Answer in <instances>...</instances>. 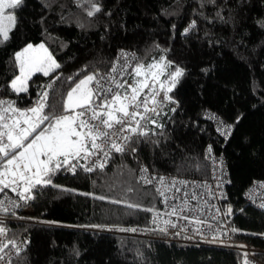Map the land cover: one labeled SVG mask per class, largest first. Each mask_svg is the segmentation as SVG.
Returning <instances> with one entry per match:
<instances>
[{
	"label": "trees",
	"instance_id": "obj_1",
	"mask_svg": "<svg viewBox=\"0 0 264 264\" xmlns=\"http://www.w3.org/2000/svg\"><path fill=\"white\" fill-rule=\"evenodd\" d=\"M93 2L101 9L93 16L83 0H24L10 10L17 24L0 44V100L26 110L46 87L45 113L64 114L67 92L85 75L110 70L120 49L137 52L145 66L164 56L185 74L169 93L175 102L167 103L163 128L136 138L135 154L112 153L105 168L92 172L61 168L51 185L34 189L18 217L0 214L7 240L30 237L12 264H245L241 249L163 239L153 223L161 200L139 181L143 165L207 180L209 145L227 160L231 184L223 204L231 208L232 235L264 256V211L244 197L264 178V0ZM193 20L196 27L185 33ZM29 43H43L61 67L48 76L37 72L28 90L17 93L10 86L19 75L14 54ZM206 111L230 122L232 135L220 136ZM116 226L136 227L141 235L104 231Z\"/></svg>",
	"mask_w": 264,
	"mask_h": 264
},
{
	"label": "snow or ice",
	"instance_id": "obj_2",
	"mask_svg": "<svg viewBox=\"0 0 264 264\" xmlns=\"http://www.w3.org/2000/svg\"><path fill=\"white\" fill-rule=\"evenodd\" d=\"M23 2L24 0H0V44L11 38L10 33L17 24L14 12H6V10L18 9ZM83 2L91 5L87 11L88 16L101 11L93 0H83ZM208 2L215 4L216 0H208ZM217 17L223 19L219 12ZM195 27L196 21L193 20L184 31L187 33ZM132 58L135 59L134 56ZM14 59L18 65L19 75L11 81L10 86L17 93L28 90L27 81L33 73L41 72L48 76L61 67L43 43L38 46L27 44L14 54ZM129 66L127 54L121 52L107 74L101 75L97 71L85 75L67 92L63 103L64 114L61 115L45 113L47 91L41 93L36 106L26 110L14 107L12 102L0 100V161H2L0 192L5 189L17 192L22 188L19 198L23 201L30 200L32 190L37 186L51 185V175L61 168L67 167L74 173L76 167L80 166L85 171L92 172L96 168H105L112 153L135 154L140 143L136 138L150 135L149 130L142 125V121H147L156 128H163V125L152 119L149 114L159 116L161 115L159 109L164 101L175 102L169 93L184 76L185 70L161 56L158 61L147 66L140 63L133 66L130 73L133 82L129 84L122 79L123 73L128 71ZM118 75L121 79H117ZM172 111L175 112V109ZM45 122L47 126L41 127ZM151 134L156 135L154 131ZM148 142L159 145V141ZM211 152L209 146L208 153ZM73 160L77 163L73 164ZM80 160L89 163L79 165ZM140 171L147 174L148 168L143 167ZM160 181L163 183L164 178L161 177ZM145 182L152 181L145 176ZM176 183L178 181H173L171 187H175ZM157 191L161 196L165 195L164 191L160 189ZM97 198L104 199V197ZM113 202L119 203V201ZM127 206L138 207L131 204ZM260 207L264 208V203ZM0 210L6 213L9 211L8 208L3 207L2 201H0ZM146 210L151 211V209ZM228 213H231V208L228 209ZM176 214V207L168 213V215ZM196 223L201 221L197 220ZM119 230L136 231V229ZM160 231L165 232L167 229L162 228ZM6 235L7 229L0 227V236ZM9 246L19 253L20 245L14 240L0 242V253H5V249ZM0 260H4V255H0ZM8 264L11 262L9 261Z\"/></svg>",
	"mask_w": 264,
	"mask_h": 264
},
{
	"label": "built area",
	"instance_id": "obj_3",
	"mask_svg": "<svg viewBox=\"0 0 264 264\" xmlns=\"http://www.w3.org/2000/svg\"><path fill=\"white\" fill-rule=\"evenodd\" d=\"M121 52L127 54L130 65L128 71L123 73L122 79L130 84L133 82V77L130 73L132 67L137 63L139 55L135 51L122 49L118 52L116 58ZM133 56L135 59L132 58ZM115 62L116 59L114 63ZM120 63H123V61H120ZM108 72L109 70L99 73L105 75ZM117 79H121V76L118 75ZM44 91H47L46 87L42 89L41 93ZM121 91L123 90L121 89ZM160 98H162V95ZM167 103L168 101H164L161 109H159L161 115L155 116L151 113L149 114L152 119H156L160 124H163L164 117L168 113ZM205 117L215 124L220 136L227 138L232 135L234 128L230 122H225L210 111H206ZM141 123L149 132L156 128L147 121H142ZM225 132L228 134L225 135ZM209 146H211L212 149L211 154L208 153ZM209 146L206 150V156L209 160L211 171L207 180L169 173H158L153 171L148 165L142 166V168H148V173L139 172L140 183L144 186L153 187L162 204L161 208L157 210L153 216V221H155L153 223L159 230L162 228L167 229V231L162 232L164 234L163 239L165 240L241 249L247 254V264H264V256L258 255L261 254L259 249L252 247L249 242L243 239H235L232 235V228L227 220L228 209H226L225 204H223L228 198V186L231 184L227 160L226 157L223 154H219L212 145ZM72 163L76 164L77 162L75 161ZM87 163H89V161H79V165ZM145 176L151 179L152 182L146 183ZM161 177L164 178L163 183L160 181ZM173 181H178L175 187H171ZM261 185H264V178L253 182L244 192V197L248 203L264 211V208L260 207V205L264 203V187ZM34 189L30 193L32 197ZM157 189L164 191L165 195L161 196ZM177 189H179V191H177ZM20 191H22V188L18 189L17 192H13L10 189H5L3 192H0V201L3 202V207L9 209L7 213L0 210L2 216L18 217L20 210L31 200H21L19 198ZM185 193L187 195H185ZM13 205H15V207ZM185 205H187V207H185ZM173 207L177 208V214L168 215ZM180 209H183V211H180ZM185 217L187 218L185 219ZM197 220L201 221V223H196ZM166 221L168 223H165ZM172 225H175V227ZM119 229H136V231H120ZM104 231L118 235H141L138 228L133 226L108 227L104 229ZM29 239V236H20L16 240V243L20 245L19 252L26 248ZM7 241V235L0 236V242ZM17 254L16 249L9 246L8 249H5V253H0V255H4V260H0V264H8L9 261L12 264V260Z\"/></svg>",
	"mask_w": 264,
	"mask_h": 264
},
{
	"label": "rangeland",
	"instance_id": "obj_4",
	"mask_svg": "<svg viewBox=\"0 0 264 264\" xmlns=\"http://www.w3.org/2000/svg\"><path fill=\"white\" fill-rule=\"evenodd\" d=\"M6 12H11V11H10V10H6ZM33 46H34V45H33ZM53 57H54V56H53ZM54 58H55V57H54ZM55 59H56V58H55ZM56 61H57V60H56ZM57 63H58V62H57ZM36 73H37V72H36ZM36 73H33L32 76H33L34 74H36ZM32 76H31V77H32ZM29 80H30V79H29ZM29 80L27 81V88H28V85H29ZM73 161H74V160H73Z\"/></svg>",
	"mask_w": 264,
	"mask_h": 264
},
{
	"label": "crops",
	"instance_id": "obj_5",
	"mask_svg": "<svg viewBox=\"0 0 264 264\" xmlns=\"http://www.w3.org/2000/svg\"><path fill=\"white\" fill-rule=\"evenodd\" d=\"M39 45V44H38ZM38 45H34V46H38ZM46 47V46H45ZM72 162H74V161H72ZM0 170H2V169H0Z\"/></svg>",
	"mask_w": 264,
	"mask_h": 264
},
{
	"label": "bare ground",
	"instance_id": "obj_6",
	"mask_svg": "<svg viewBox=\"0 0 264 264\" xmlns=\"http://www.w3.org/2000/svg\"><path fill=\"white\" fill-rule=\"evenodd\" d=\"M120 50H122V49H120ZM136 65V64H135ZM206 118V117H205ZM74 162H75V160H74ZM148 187V186H147ZM164 235V234H163Z\"/></svg>",
	"mask_w": 264,
	"mask_h": 264
}]
</instances>
